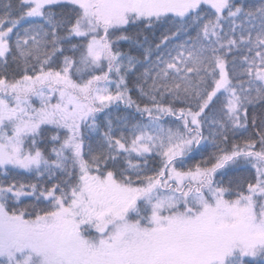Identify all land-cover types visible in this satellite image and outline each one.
I'll return each instance as SVG.
<instances>
[{"label": "snow or ice", "instance_id": "snow-or-ice-1", "mask_svg": "<svg viewBox=\"0 0 264 264\" xmlns=\"http://www.w3.org/2000/svg\"><path fill=\"white\" fill-rule=\"evenodd\" d=\"M0 264H264V0H0Z\"/></svg>", "mask_w": 264, "mask_h": 264}]
</instances>
